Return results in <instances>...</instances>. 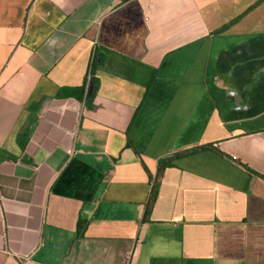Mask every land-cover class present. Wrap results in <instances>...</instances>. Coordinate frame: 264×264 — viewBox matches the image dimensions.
Here are the masks:
<instances>
[{
    "label": "crops",
    "instance_id": "1",
    "mask_svg": "<svg viewBox=\"0 0 264 264\" xmlns=\"http://www.w3.org/2000/svg\"><path fill=\"white\" fill-rule=\"evenodd\" d=\"M256 173L264 0H0V264H264Z\"/></svg>",
    "mask_w": 264,
    "mask_h": 264
},
{
    "label": "trees",
    "instance_id": "2",
    "mask_svg": "<svg viewBox=\"0 0 264 264\" xmlns=\"http://www.w3.org/2000/svg\"><path fill=\"white\" fill-rule=\"evenodd\" d=\"M241 16H243V14L241 15ZM240 16V17H241ZM240 17H238V18H236L235 20H233L230 24H232L233 22H235L237 19H239ZM228 25L229 24H227L226 26H224V27H221L220 29H217L216 30V32H220V31H222V30H225L227 27H228ZM197 149H200V148H197ZM197 149H192V150H190L191 152L193 151V150H197ZM189 151V152H190ZM166 160H169V159H160L159 161H158V168H157V174H156V179H158V177L160 176V173L162 172V170H163V167L166 165ZM258 176H260V177H264V174H259V173H256Z\"/></svg>",
    "mask_w": 264,
    "mask_h": 264
},
{
    "label": "built area",
    "instance_id": "3",
    "mask_svg": "<svg viewBox=\"0 0 264 264\" xmlns=\"http://www.w3.org/2000/svg\"><path fill=\"white\" fill-rule=\"evenodd\" d=\"M87 82H88V81H87ZM87 88H88V86L86 85V87H85L86 92H87Z\"/></svg>",
    "mask_w": 264,
    "mask_h": 264
}]
</instances>
